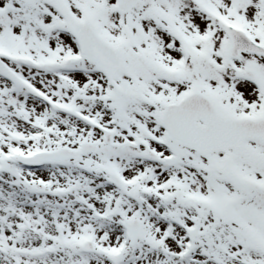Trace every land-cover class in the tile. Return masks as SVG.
Instances as JSON below:
<instances>
[{"label":"snow or ice","instance_id":"obj_1","mask_svg":"<svg viewBox=\"0 0 264 264\" xmlns=\"http://www.w3.org/2000/svg\"><path fill=\"white\" fill-rule=\"evenodd\" d=\"M0 264H264V0H0Z\"/></svg>","mask_w":264,"mask_h":264}]
</instances>
